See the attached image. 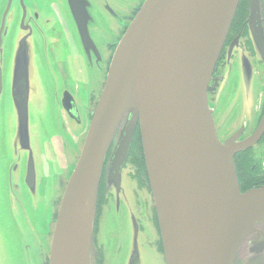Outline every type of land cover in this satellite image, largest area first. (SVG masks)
Here are the masks:
<instances>
[{"label": "water", "instance_id": "obj_1", "mask_svg": "<svg viewBox=\"0 0 264 264\" xmlns=\"http://www.w3.org/2000/svg\"><path fill=\"white\" fill-rule=\"evenodd\" d=\"M239 1L143 0L129 22L119 21L122 34L102 76L94 47L99 73L90 107L78 83L92 75H78V56L72 58L75 74H66L73 50L65 36H55L46 48V81L38 80L42 63L27 45L30 37L17 36L8 83L0 73V113L7 111L4 122L0 114V264L19 261L17 242L40 244L43 255L45 238L48 264H96L100 183L105 172L117 212L121 170L137 126L163 245V256L149 253L156 264H264V186L241 193L233 163L254 143L251 136L243 139L251 126L248 66H239L244 105L230 134L218 135L208 97ZM262 3L249 0V37L257 47L264 39ZM67 4L88 62L89 33L98 36L101 19L115 13L96 0ZM56 22V29L65 26L62 18ZM149 254L133 238L117 264H152Z\"/></svg>", "mask_w": 264, "mask_h": 264}, {"label": "flooded vegetation", "instance_id": "obj_2", "mask_svg": "<svg viewBox=\"0 0 264 264\" xmlns=\"http://www.w3.org/2000/svg\"><path fill=\"white\" fill-rule=\"evenodd\" d=\"M93 1L95 2V0ZM96 1L104 8L109 5L111 7L110 12H114L115 17L111 13V19H108L107 15L101 19L103 31L100 30L98 36L89 33L93 45L89 46V59L86 62V57L82 53L83 47L81 48L71 21L67 0H0V73L3 82L8 83L11 79L9 70L11 68L13 47L17 36L21 32L27 34V40L28 36L30 37L27 45H31L34 48L42 63V70L38 77L39 81L49 80L46 62L47 46L55 36H65L71 50H73L69 55V70L66 74H75L72 58L78 56V75L87 73L92 75L88 81L78 83L80 95L86 99L89 106L92 105L95 100L93 91L98 86L95 75L97 71L94 64L97 60L96 45L99 47L102 58V72L100 74L102 76L103 73L107 72L110 52L113 49L112 44L122 34V29L119 28V21L123 23L129 22L143 2V0ZM248 17L249 0H240L208 86L212 90L208 92V97L210 104L215 106L214 121L217 132L219 136H222L227 134L228 131L227 127L221 128L220 124L222 121L228 117L226 122V124H229L228 127L239 122L241 108L244 105L243 99L238 96L242 80L239 66L240 63L248 66V68L246 67L247 77L252 85L250 95L251 107L253 103L251 108L252 122L244 133L243 139L251 136L254 139V143L250 148L236 153L233 157L241 192L264 186V127L261 129L264 125V39L262 40V45L257 47L254 40L249 37ZM56 18L64 19L65 26H60L56 29ZM260 18L264 34V3L261 5ZM72 40L73 43L71 42ZM6 99L8 100L7 97ZM10 111L13 115L12 108ZM6 113L7 111L0 113L3 122ZM7 135L8 137L12 136L9 131H7ZM255 149L257 150L255 151ZM20 158H22V155ZM121 174L122 176L124 175L123 182L126 188L131 189L134 194L138 213L136 218L131 216L132 229L127 232L128 221L126 219L119 220L116 216H113L116 214L115 198L110 194L104 172L100 183L95 225L94 246L98 264H104V262L109 264L116 259H121L123 245L125 243L129 245V241L133 240V238L137 241L141 232L146 233L148 246L157 251L160 256H163L161 234L156 211L152 204V191L146 172L138 126L134 132L129 155L121 170ZM21 202L26 209L27 207L29 208V206L25 205L28 202L26 196L22 197ZM118 202L120 213V200ZM101 212H106L108 216L107 220L101 222L99 227L97 221ZM19 215L21 218L24 216L20 208ZM134 228L137 230L136 232ZM113 230L117 236L115 239ZM122 237L123 241L122 239L120 241L119 238ZM35 246L41 249L40 244ZM118 248H120V253H117ZM31 249L32 247H30L29 243L17 242L15 251L18 253L19 261H15L16 264H33L29 253ZM43 260H45V255H42L39 263L47 264ZM235 264H243V261H236Z\"/></svg>", "mask_w": 264, "mask_h": 264}, {"label": "rangeland", "instance_id": "obj_3", "mask_svg": "<svg viewBox=\"0 0 264 264\" xmlns=\"http://www.w3.org/2000/svg\"><path fill=\"white\" fill-rule=\"evenodd\" d=\"M252 100H253V96H252ZM91 106V105H90ZM89 106V107H90ZM86 108L87 111H89L90 108ZM252 107H253V103H252ZM251 107V108H252ZM81 108V107H80ZM82 109V108H81ZM228 118V117H227ZM227 118L222 121V123L220 124L221 128L224 129L227 127V130L233 128L236 124L238 125V123H234V125H232L231 127H228V123L226 124L227 122ZM240 121V119H239ZM250 122H252V119L250 120ZM84 126L85 124L84 123H81L80 124V137H79V141L77 142V145H76V151H79L80 147H81V144H82V140H83V131H84ZM226 130V131H227ZM231 132L228 133L227 131V135L230 134ZM64 150V153L62 154V156H64V159H67V155L69 154V151L68 149H63ZM257 149H255L256 151ZM73 165V162H71V165L70 167H72ZM48 179H51V176L49 174V176L47 177ZM45 189L47 190L48 187L46 186ZM122 200H120V204H121V207H120V213H119V210L116 212V214H114L113 216H116L119 220H124L126 219L128 222H127V227L128 228V231H131L132 229V221H131V216L135 217L136 218V215L138 213V210H137V206H136V203H135V198H134V194L132 193V190L131 189H127L126 186H125V183H124V191H122ZM113 201V200H112ZM98 209V207H97ZM106 216L107 213L105 212H101L99 217H98V221L97 223L99 224V227L101 225V222H105L107 219H106ZM146 233L145 232H141L138 236V239H137V242L138 244L140 245V249L142 251V253H146V254H149L150 252H153L155 255H158V252L155 251L154 249L150 248L148 246V239L146 237ZM46 237V236H44ZM124 237V236H123ZM123 237L122 238H119L120 241L122 239L123 241ZM127 240V239H126ZM150 240V239H149ZM130 242V241H129ZM43 249H44V252H43V255H47L48 251H47V238H45L43 241ZM128 243V241H127ZM129 244V243H128ZM2 251H3V261L6 260V252H5V248L2 247ZM128 251H129V248L127 247V250H126V254L125 256L122 258V263H124L127 255H128ZM29 253L31 254V258H32V263L33 264H38L39 261H41L42 259V254H41V249L34 246L31 250H29ZM117 253H120V248H118V251ZM150 255V254H149ZM151 256V255H150ZM151 258H153V262L152 264H156L155 262V256H151ZM46 261L43 260V262ZM117 261L118 259L114 260V262H110L109 264H117ZM105 264V262H104Z\"/></svg>", "mask_w": 264, "mask_h": 264}]
</instances>
